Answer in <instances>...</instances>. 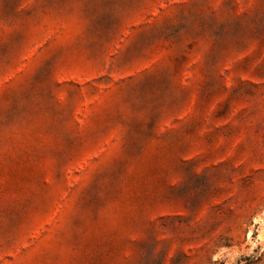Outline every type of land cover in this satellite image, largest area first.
Instances as JSON below:
<instances>
[{
  "label": "rangeland",
  "instance_id": "374dc122",
  "mask_svg": "<svg viewBox=\"0 0 264 264\" xmlns=\"http://www.w3.org/2000/svg\"><path fill=\"white\" fill-rule=\"evenodd\" d=\"M0 264H264V0H0Z\"/></svg>",
  "mask_w": 264,
  "mask_h": 264
}]
</instances>
